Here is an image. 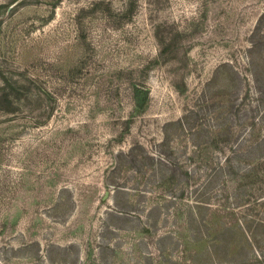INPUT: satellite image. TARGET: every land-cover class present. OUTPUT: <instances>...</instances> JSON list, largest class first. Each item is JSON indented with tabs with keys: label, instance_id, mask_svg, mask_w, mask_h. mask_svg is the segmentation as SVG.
<instances>
[{
	"label": "rangeland",
	"instance_id": "374dc122",
	"mask_svg": "<svg viewBox=\"0 0 264 264\" xmlns=\"http://www.w3.org/2000/svg\"><path fill=\"white\" fill-rule=\"evenodd\" d=\"M130 1L0 7V86L5 78L20 92L13 113L0 111V264H160L156 232L173 224L144 217L154 195H139L129 172V192L107 188L115 156L163 132L177 148L213 146L220 103L237 85L225 62L250 77L243 50L264 0H137L124 21ZM135 85L149 91L143 110ZM247 92L242 114L254 99ZM183 116L180 138L167 123ZM249 123L233 132L249 133ZM128 202L131 215L109 216Z\"/></svg>",
	"mask_w": 264,
	"mask_h": 264
},
{
	"label": "trees",
	"instance_id": "16d2710c",
	"mask_svg": "<svg viewBox=\"0 0 264 264\" xmlns=\"http://www.w3.org/2000/svg\"><path fill=\"white\" fill-rule=\"evenodd\" d=\"M136 2L130 1L120 19L133 18ZM243 52L250 77L237 68L235 61L225 62L237 85L220 103L222 128L212 140L213 146L202 149L185 144L177 148L170 131L163 132L162 139L150 147L135 142L115 156L107 188L129 192L130 188L121 182L123 173L129 172L137 180L134 190L139 195H154L153 205L145 210L144 217L158 227L173 224L156 232L160 264H264V11ZM3 80L0 111L13 113L19 87ZM243 85L249 89L247 96L254 92V99L242 114L238 101ZM133 98L135 107L143 110L149 101L148 89L135 85ZM187 118L190 116L168 122L167 126L175 127L172 131L180 138L186 137ZM244 119L250 121L251 131L244 129L235 134L232 124ZM189 129L191 133L193 128ZM133 206L130 202L124 207L115 203L109 216L119 219L131 215ZM144 229L149 231L147 225ZM203 242V250L195 247Z\"/></svg>",
	"mask_w": 264,
	"mask_h": 264
},
{
	"label": "water",
	"instance_id": "95a60500",
	"mask_svg": "<svg viewBox=\"0 0 264 264\" xmlns=\"http://www.w3.org/2000/svg\"><path fill=\"white\" fill-rule=\"evenodd\" d=\"M108 196H109V192L106 193V196L105 197L107 198Z\"/></svg>",
	"mask_w": 264,
	"mask_h": 264
}]
</instances>
